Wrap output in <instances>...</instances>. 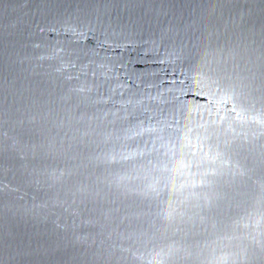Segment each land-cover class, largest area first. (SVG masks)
<instances>
[{
  "label": "water",
  "instance_id": "95a60500",
  "mask_svg": "<svg viewBox=\"0 0 264 264\" xmlns=\"http://www.w3.org/2000/svg\"><path fill=\"white\" fill-rule=\"evenodd\" d=\"M0 264H264V0H0Z\"/></svg>",
  "mask_w": 264,
  "mask_h": 264
}]
</instances>
